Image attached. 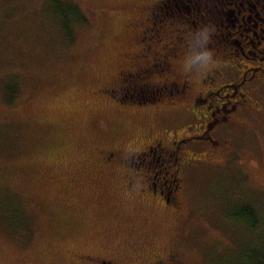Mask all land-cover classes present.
Masks as SVG:
<instances>
[{
  "label": "rangeland",
  "instance_id": "374dc122",
  "mask_svg": "<svg viewBox=\"0 0 264 264\" xmlns=\"http://www.w3.org/2000/svg\"><path fill=\"white\" fill-rule=\"evenodd\" d=\"M156 1L0 0V264H150L174 252L179 264H254L264 255V81L243 89L249 102L234 112L236 124L215 132L235 155L192 148L200 161L181 168L180 211L148 197L150 173L124 158L171 126L181 135L190 102L154 112L142 97L118 99L136 85L120 90L118 77L140 63L133 56L145 42V58L174 48L177 75L190 73L207 42H230L193 66L197 74L217 67L211 88L235 81L243 65L258 67L264 3L237 15L224 4L217 31L202 24L200 3L175 0L193 32L174 16L151 29L145 18ZM192 35L201 36L198 49Z\"/></svg>",
  "mask_w": 264,
  "mask_h": 264
},
{
  "label": "flooded vegetation",
  "instance_id": "af4514ba",
  "mask_svg": "<svg viewBox=\"0 0 264 264\" xmlns=\"http://www.w3.org/2000/svg\"><path fill=\"white\" fill-rule=\"evenodd\" d=\"M186 1L200 3L202 12L205 2L212 3L217 1L216 3L222 13L225 0ZM148 9L145 20L147 18V22L151 20L152 29L164 17L174 16V0H158ZM201 16L203 17V13H201ZM147 30L148 27L143 28L141 31L140 41L142 43L147 38ZM192 38L190 45L193 49H196V47L198 49L199 45L195 36L192 35ZM257 44L260 43L258 42ZM246 45L249 44L247 43ZM147 51H150V49L147 46V42H145L133 56L140 63L130 65L125 72H120L118 77L120 84H131L130 80L136 81V85L131 84L136 87L132 89V92L128 94L127 92H121V94L127 100H132L135 95L142 97L141 108H144V110L152 108L154 112H160L164 106L172 110L181 107L186 109L185 102L188 101V103L190 102V109L187 114L191 120L181 135L177 134L174 127L171 126L160 134L162 136L152 137L153 139L142 149H134L127 152L129 156L126 155L124 161L126 159L130 167L135 166L133 172L139 170L137 169V165H139V167H143V169H140L143 173L145 171L146 174L150 173L145 179V193L149 195L148 197L158 198L161 201L160 203L166 208L170 207L180 211L182 204L181 194L184 190L181 168L185 164L189 165L194 161H200L198 158H193V156H196L195 152L197 151H193L192 148L201 146L200 149L208 148V151L223 153L226 157L235 155V152L227 146L229 144L226 141L214 137L215 132L219 127H230L236 124L234 112L239 108L241 110L249 102L247 92L249 94L257 89V87L256 89L250 87L251 83L254 79L260 82L264 81V60L258 59L261 63L258 67L243 68L244 65L241 66V75L235 81L217 88L208 87L214 81L213 76L220 72L217 67L211 66V70L198 73L199 75L203 74V77L201 80L202 85L196 90L194 88L193 75L197 76L198 74L196 71H192L193 66L194 70L198 69L199 65L208 60L207 57L211 55L213 58L216 54L211 53L209 56L205 54L202 58L198 50L197 57L193 55L194 59L190 63V73L177 75L174 71V48L169 50L161 49L159 51L155 49L151 51L149 58H145L143 55ZM258 53V55H264V52ZM254 54L256 53L253 52L252 55ZM134 66L139 67L136 69ZM238 66L240 67V65ZM193 72L194 74H192ZM259 73L262 75L259 76ZM138 79L142 82H139ZM123 85H121L120 90L124 87ZM113 154V152L108 153L103 155L102 158L109 159ZM177 258L178 255L174 252V255L171 254L164 259L156 256L150 264H179ZM92 259L94 257H90V262L88 261L86 264H116L99 258H95L97 260L92 263Z\"/></svg>",
  "mask_w": 264,
  "mask_h": 264
},
{
  "label": "trees",
  "instance_id": "16d2710c",
  "mask_svg": "<svg viewBox=\"0 0 264 264\" xmlns=\"http://www.w3.org/2000/svg\"><path fill=\"white\" fill-rule=\"evenodd\" d=\"M175 1V0H174ZM253 0H225L223 3L224 4H230V5H232L233 7H230V8H235V11H236V15H237V12H244L246 9H245V7H247V10H250V12L253 10V12L256 14V8L257 7H259L260 8V2H263L264 3V0H254V2H252ZM217 1H214V2H212V3H210V2H205V4H204V7H203V15H205L206 16V23L207 24H205V23H203V21H202V24L204 25V26H206V27H208L209 29L210 28H213V27H215V29L214 30H217V31H220L217 27H216V20L214 19V17L216 16V15H221L220 13H221V9H220V7H219V5L216 3ZM223 4V5H224ZM248 6H249V8L251 7L252 8V10L251 9H248ZM222 10L223 11H225V10H227V6H226V8H225V5H224V8H222ZM228 10H229V8H228ZM258 14V13H257ZM215 15V16H214ZM214 16V17H213ZM174 17H177V18H180V19H182L183 21H185L182 17H181V15H177V13H176V11L174 10ZM220 17V16H219ZM203 18V17H202ZM224 19H226L227 17H223ZM223 19V20H224ZM202 20V19H201ZM227 20V19H226ZM77 21H82V19H79V20H77ZM76 21V22H77ZM185 23L187 24V28H188V31L190 30V28H191V31H193V28H194V25H191L190 27H189V25H188V23H187V21H185ZM220 25V27H221V29H224V25H222V24H219ZM213 29H210V30H213ZM63 30L65 31V32H67L68 31V28H67V25H66V23L65 22H63ZM227 32V31H226ZM229 34H231V33H229ZM228 34V35H229ZM205 35H206V33H205ZM212 36V35H211ZM214 36V35H213ZM206 37H207V39L210 37V34H207L206 35ZM238 40L237 41H239V40H241L242 41V39L245 41V42H247L246 41V38L244 39V37H242L241 36V34H238ZM195 39H196V41H197V43H199L200 41H201V36L200 35H198V36H196L195 35ZM249 40V39H248ZM250 41V40H249ZM224 42L225 43H221V41L219 40V39H216L215 40V45H211V46H209L208 47V42H207V45H206V54H211L212 52H214V51H218V49H219V47L220 46H226V45H228V46H230V42H227L226 40H224ZM251 42V41H250ZM259 42V41H258ZM248 43V42H247ZM260 43V42H259ZM200 44H202L201 42H200ZM199 44V45H200ZM217 44V45H216ZM249 45L248 46H251V44L250 43H248ZM201 46V45H200ZM213 47V48H212ZM252 47V46H251ZM254 48V47H253ZM221 50H222V48H221ZM220 51V50H219ZM215 52V54H218V53H216ZM251 53H253V52H251ZM136 79H137V77H136ZM140 79H138V81H139ZM123 85V84H122ZM123 86H126V85H123ZM133 88H136L135 86H133ZM133 88H131V87H128L127 89L128 90H131V92L133 91L132 89ZM120 89V88H119ZM136 90V89H135ZM124 96H122V98H118L121 102H123L122 100H124L125 98H123ZM140 96H137V95H135L134 96V98H139ZM141 101H142V98H139ZM143 102V101H142ZM137 105H138V103H137ZM140 105V104H139ZM254 264H264V255L263 256H261L260 257V259H259V261H257V262H255Z\"/></svg>",
  "mask_w": 264,
  "mask_h": 264
}]
</instances>
